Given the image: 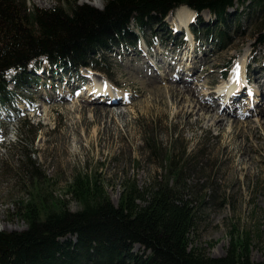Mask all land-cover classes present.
Wrapping results in <instances>:
<instances>
[{
  "label": "rangeland",
  "instance_id": "obj_1",
  "mask_svg": "<svg viewBox=\"0 0 264 264\" xmlns=\"http://www.w3.org/2000/svg\"><path fill=\"white\" fill-rule=\"evenodd\" d=\"M75 1L78 7L86 5L99 11L105 2ZM251 2L246 1L242 7L237 3L235 10L229 11L219 23L210 14L199 15L202 23H208L218 32H225L226 42L221 47L218 39L199 38L202 42L198 43V52L195 50L191 54L197 56L193 58L194 76L189 81H183L196 88L198 93L223 89L227 86H222L221 78L226 65L237 67L238 75H242L243 63L247 64L248 77L255 79L254 86L259 83L264 91V71L261 68L264 67V43L257 44L262 35L264 16L260 14L256 17L259 5L256 1ZM63 3L61 0H26L29 8L45 10H52ZM176 10L171 17L164 20L154 17L142 26L145 31L140 37L150 42L148 52L156 57L163 54L170 59L171 52L168 50L174 51L180 46V41L175 39L180 35L176 36L171 30L172 27H183L175 21L178 19ZM173 16L177 18L173 20ZM197 24L194 27L196 32L199 31ZM186 37L192 41L197 39L193 34L188 36L186 33ZM211 37L216 38L214 35ZM136 51L121 48L119 56L112 53L106 57L110 64H101L103 62L97 59L96 65L102 70H95V80L101 81L103 78L98 76L105 71L113 83L131 94L129 101L112 107L103 102L87 101L88 93L74 97L71 93L74 88L68 86L76 85V82L60 81L59 74L50 77L38 75V84H25L26 92L21 96H25L27 104L20 106L34 108H31L32 112L24 110L26 114L16 123L7 124L5 137L0 142V233L19 234L28 230L23 215L29 202H34L39 211L48 207L57 212L63 211L60 203L65 204L64 211L69 214L81 210L82 205L74 196L76 189L70 186L76 179L84 181L85 175H89L93 183L96 180L114 207L118 205L126 184L131 182L144 190L156 181L167 180L169 186L180 192L183 183L180 180L176 182V173L167 165V159L172 157L177 166L187 161V169L182 170L183 182L187 186L183 195L184 199L192 202L196 214L189 248H195L211 258H221L231 244L233 246L247 237L250 261L263 263L264 95L260 97L259 107L254 104V108L259 110L257 115L245 90L238 104L228 103L223 111L220 110L225 117L221 127L203 126V121H195V116L182 112L177 114L179 108L167 93L149 94L148 91L155 85L166 90L169 82L162 79L163 74L157 81L147 76L146 84L139 83L148 70L136 66L137 62L140 63L139 56H122L123 53L133 54ZM45 65L43 63V68ZM70 73L75 80L77 74ZM52 85H56L57 89L53 90ZM67 89L70 91L63 97L65 102H47V96L52 98L50 93L58 92L60 96ZM207 100L213 101L216 111L222 109L216 107V99ZM23 120L27 123L21 124ZM35 175L39 178L34 179ZM30 195L40 198L33 201ZM43 215L41 213L40 217ZM131 252L141 254L143 248L133 245Z\"/></svg>",
  "mask_w": 264,
  "mask_h": 264
},
{
  "label": "trees",
  "instance_id": "obj_2",
  "mask_svg": "<svg viewBox=\"0 0 264 264\" xmlns=\"http://www.w3.org/2000/svg\"><path fill=\"white\" fill-rule=\"evenodd\" d=\"M246 1L236 0L239 4ZM250 1L259 5L257 15L264 16V0ZM236 2L105 0L99 11L86 5L78 7L75 0H66L52 10L29 8L26 0H0V27L7 30L2 27L0 30V36L3 34L0 38V98L2 101L3 97L6 101L10 98L2 80V73L8 68H24L42 55L50 61L68 59L76 65L84 64L90 51L106 49L115 38L134 41L135 29L144 32L142 26L146 22L154 17L162 20L177 7L187 6L197 13L208 11L219 23ZM261 27L262 35L257 40L260 45L264 43V25ZM197 32L217 33L220 42H226L225 32L210 27ZM93 69L102 70L97 65ZM171 158L167 159L168 169L176 173V182L182 181L180 192L169 186L167 180L156 181L144 190L131 182L126 184L114 207L96 180L93 183L90 176L85 175L84 181L76 179L70 186L75 187L74 196L82 205L78 212L69 214L64 211L63 203L59 206L63 211L57 212L51 207L39 211L34 202H29L23 215L28 230L19 234L0 233V264H264L250 261L247 237L231 244L221 258H211L189 248L196 214L192 202L183 195L187 186L182 170L187 169V161L177 166ZM36 178L39 176L35 175ZM30 197L33 201L40 198ZM41 213H44L42 217ZM65 236H69L67 243H59L58 237ZM133 245L141 246L143 253H132ZM147 251L149 254L145 255Z\"/></svg>",
  "mask_w": 264,
  "mask_h": 264
},
{
  "label": "bare ground",
  "instance_id": "obj_3",
  "mask_svg": "<svg viewBox=\"0 0 264 264\" xmlns=\"http://www.w3.org/2000/svg\"><path fill=\"white\" fill-rule=\"evenodd\" d=\"M176 14L178 15V26H185V28H187V24L188 22H190V18L192 16L191 11H189L186 7H181L176 10ZM186 33L188 34V36H191V33L189 31H186ZM194 38H196V36ZM185 56L190 57L191 55L188 54ZM230 79L232 80V77ZM141 83L146 84V79L141 80ZM173 83L175 84L172 85V83H168L165 86L166 90L163 89V86H152V89L148 92L152 96H154L155 93H157L158 95H164L165 93H167L171 98L172 102L179 108L177 114L182 112V114H186L192 117L195 116V121L202 120L203 126H214L216 129L222 126V119H225V117H223L221 112L216 111L212 102H209L207 101V99H205L206 96L210 94V92L198 93L196 88L190 86L189 84H185L183 81H181L180 83L175 81ZM175 86H179L180 88L177 89ZM243 86L245 85L242 78L240 79V82H238L236 89L239 90ZM225 87V92L228 97L235 94L237 95L239 92H241L234 89V84H230ZM262 95H264V92L260 94V97Z\"/></svg>",
  "mask_w": 264,
  "mask_h": 264
}]
</instances>
